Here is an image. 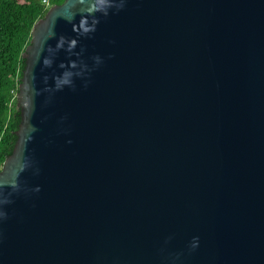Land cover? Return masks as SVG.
Returning a JSON list of instances; mask_svg holds the SVG:
<instances>
[{
    "label": "water",
    "instance_id": "95a60500",
    "mask_svg": "<svg viewBox=\"0 0 264 264\" xmlns=\"http://www.w3.org/2000/svg\"><path fill=\"white\" fill-rule=\"evenodd\" d=\"M22 57L0 264H264V0H65Z\"/></svg>",
    "mask_w": 264,
    "mask_h": 264
},
{
    "label": "trees",
    "instance_id": "16d2710c",
    "mask_svg": "<svg viewBox=\"0 0 264 264\" xmlns=\"http://www.w3.org/2000/svg\"><path fill=\"white\" fill-rule=\"evenodd\" d=\"M65 0H48L50 6ZM49 7L43 0H0V170L13 153L21 122L17 94L25 68L23 53L34 25Z\"/></svg>",
    "mask_w": 264,
    "mask_h": 264
},
{
    "label": "built area",
    "instance_id": "2783aa9c",
    "mask_svg": "<svg viewBox=\"0 0 264 264\" xmlns=\"http://www.w3.org/2000/svg\"><path fill=\"white\" fill-rule=\"evenodd\" d=\"M43 2L50 8L51 6H50V4H49V2H48V0H43Z\"/></svg>",
    "mask_w": 264,
    "mask_h": 264
},
{
    "label": "clouds",
    "instance_id": "9594fccd",
    "mask_svg": "<svg viewBox=\"0 0 264 264\" xmlns=\"http://www.w3.org/2000/svg\"><path fill=\"white\" fill-rule=\"evenodd\" d=\"M37 191H39V189H36ZM195 246V245H194Z\"/></svg>",
    "mask_w": 264,
    "mask_h": 264
}]
</instances>
